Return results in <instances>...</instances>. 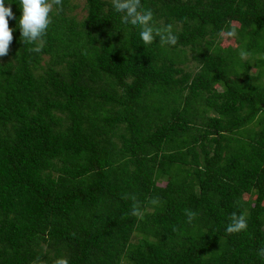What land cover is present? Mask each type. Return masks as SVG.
<instances>
[{
	"label": "trees",
	"instance_id": "1",
	"mask_svg": "<svg viewBox=\"0 0 264 264\" xmlns=\"http://www.w3.org/2000/svg\"><path fill=\"white\" fill-rule=\"evenodd\" d=\"M141 3L176 46L144 45L111 0L54 6L40 52L13 33L0 264H264V0Z\"/></svg>",
	"mask_w": 264,
	"mask_h": 264
},
{
	"label": "clouds",
	"instance_id": "2",
	"mask_svg": "<svg viewBox=\"0 0 264 264\" xmlns=\"http://www.w3.org/2000/svg\"><path fill=\"white\" fill-rule=\"evenodd\" d=\"M16 4L20 9L18 18L14 14L10 0H0V60L9 55L13 33L17 28L24 43L33 46L31 51L40 52L42 45L38 42L44 40L53 22L54 6L60 10L63 0H16ZM111 7L121 22L125 26H129V30H139V38L144 45H153L157 38L165 46L174 47L177 45L178 35L174 31L173 25L156 26L152 10L144 8L141 0H111ZM10 21H16L14 27L9 26ZM224 36L229 39L237 38L238 31L232 27L224 33ZM128 51L131 52L132 49ZM239 55L242 58H247L249 53L241 49ZM132 214L134 216L141 214L139 204L134 205ZM247 227V220L244 216L233 214L231 222L225 230L232 234L242 232ZM259 254L264 256V249H261ZM56 264H68V261L58 258Z\"/></svg>",
	"mask_w": 264,
	"mask_h": 264
},
{
	"label": "rangeland",
	"instance_id": "3",
	"mask_svg": "<svg viewBox=\"0 0 264 264\" xmlns=\"http://www.w3.org/2000/svg\"><path fill=\"white\" fill-rule=\"evenodd\" d=\"M69 3L71 6L74 7V10L72 11L71 14L75 15L78 20L81 19L85 15V12L83 10L84 0H69ZM222 46L228 48L235 47L233 40H228V39H226L223 42ZM191 68H193V65L191 66ZM122 264H126V263L123 262Z\"/></svg>",
	"mask_w": 264,
	"mask_h": 264
}]
</instances>
